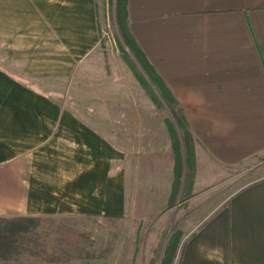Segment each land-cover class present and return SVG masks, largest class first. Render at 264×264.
Listing matches in <instances>:
<instances>
[{
  "label": "crops",
  "instance_id": "0c3cea01",
  "mask_svg": "<svg viewBox=\"0 0 264 264\" xmlns=\"http://www.w3.org/2000/svg\"><path fill=\"white\" fill-rule=\"evenodd\" d=\"M128 13L216 169L173 195L169 134L117 145L65 108L99 47L98 0H0V219H169L175 264H264V177L215 186L264 151V0H128Z\"/></svg>",
  "mask_w": 264,
  "mask_h": 264
},
{
  "label": "rangeland",
  "instance_id": "374dc122",
  "mask_svg": "<svg viewBox=\"0 0 264 264\" xmlns=\"http://www.w3.org/2000/svg\"><path fill=\"white\" fill-rule=\"evenodd\" d=\"M115 4L116 0H98L99 47L89 65L81 69V90L70 100L71 91L67 89L63 97L67 102L65 108L82 113L83 120L114 144H120L124 138L128 146L135 147L144 137L170 135L167 121L173 122L174 117L171 107L124 43ZM192 136L194 152L190 163L184 156L185 170L188 165L197 175H209L216 166ZM224 170L216 175L223 177L217 179L215 186L223 185L229 192H235L264 177V151ZM186 181L188 184L184 173L180 188ZM196 222L187 226L191 228ZM175 236L181 239L183 232L169 219L154 222L87 216L0 219V264H161ZM178 250L179 247L176 254ZM176 254L171 264H175Z\"/></svg>",
  "mask_w": 264,
  "mask_h": 264
},
{
  "label": "trees",
  "instance_id": "16d2710c",
  "mask_svg": "<svg viewBox=\"0 0 264 264\" xmlns=\"http://www.w3.org/2000/svg\"><path fill=\"white\" fill-rule=\"evenodd\" d=\"M115 17L124 43L133 52L139 65L148 75L151 83L158 89L162 98L172 109L174 121L171 122L168 120L167 124L170 133L172 149L175 155L173 195H176V191H178L181 186L184 173H186L187 179H189L190 174L192 176L194 172L193 167H188V165L186 166L185 170L184 162L185 155L188 163H190V159L193 156V133L185 115L184 109L179 104L178 99L174 96L165 80L161 77L143 51L131 29L128 13V0H116ZM179 239L180 238H178V236L171 238V241L173 240V242H169L167 251L164 254V259L162 260L161 264H171L173 262L174 255L176 254V250L179 247Z\"/></svg>",
  "mask_w": 264,
  "mask_h": 264
}]
</instances>
